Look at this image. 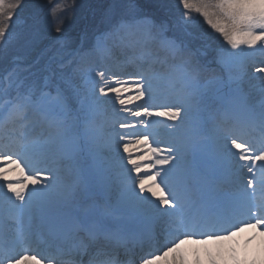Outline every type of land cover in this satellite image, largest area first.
Masks as SVG:
<instances>
[{"label": "snow or ice", "instance_id": "snow-or-ice-1", "mask_svg": "<svg viewBox=\"0 0 264 264\" xmlns=\"http://www.w3.org/2000/svg\"><path fill=\"white\" fill-rule=\"evenodd\" d=\"M177 2L171 36L141 0H110L104 30L78 43L55 24L64 55L39 74L0 72V264H56L34 254L45 234L112 231L110 216L129 222L139 264H264V75L245 87L242 74L246 50L264 52V0ZM22 4L0 0V51ZM193 21L220 41L212 62ZM42 35L34 19L21 40L31 46ZM150 42L169 54L167 71L154 69ZM110 45L134 53L123 79L86 60ZM154 117L170 122L169 140ZM245 129L258 139H244Z\"/></svg>", "mask_w": 264, "mask_h": 264}, {"label": "rangeland", "instance_id": "rangeland-1", "mask_svg": "<svg viewBox=\"0 0 264 264\" xmlns=\"http://www.w3.org/2000/svg\"><path fill=\"white\" fill-rule=\"evenodd\" d=\"M49 0H39V2H41V3H47ZM51 1H53V0H51ZM28 2V1H27ZM26 2V3H27ZM84 7H85V4H83V5H79V8H80V11H82L83 9H84ZM173 8V9H172ZM181 11H182V9L178 6V3H176L175 5H172L171 6V8H170V13H171V15L173 16L174 15V17H172L173 18V20L171 21V25H172V27L174 28V29H176L177 30V26H176V22L180 19V13H181ZM60 16V15H59ZM52 22V21H51ZM197 24H201V22L200 21H193V25L195 26V25H197ZM205 27H207V25H205ZM36 43V42H35ZM35 43L33 44V45H35ZM44 44H42V45H40V47L39 48H41L42 46H43ZM32 46V45H31ZM211 50H212V47H211ZM246 51H251V50H246ZM244 61H245V58H244ZM243 64H245V62L243 63ZM248 65V64H247ZM243 71V70H242ZM252 77V75L251 74H249V76L247 77V79H250Z\"/></svg>", "mask_w": 264, "mask_h": 264}, {"label": "bare ground", "instance_id": "bare-ground-1", "mask_svg": "<svg viewBox=\"0 0 264 264\" xmlns=\"http://www.w3.org/2000/svg\"><path fill=\"white\" fill-rule=\"evenodd\" d=\"M140 62L142 63V61H140ZM129 64H130V66H131L130 68H132V69L135 68V65H133L132 63H130V61H129ZM153 67L156 68L154 65H153ZM130 106H131V105H130ZM152 119H153V118H152ZM153 120H154V119H153Z\"/></svg>", "mask_w": 264, "mask_h": 264}, {"label": "trees", "instance_id": "trees-1", "mask_svg": "<svg viewBox=\"0 0 264 264\" xmlns=\"http://www.w3.org/2000/svg\"><path fill=\"white\" fill-rule=\"evenodd\" d=\"M144 4L146 3L145 1H142ZM148 4V3H147Z\"/></svg>", "mask_w": 264, "mask_h": 264}]
</instances>
